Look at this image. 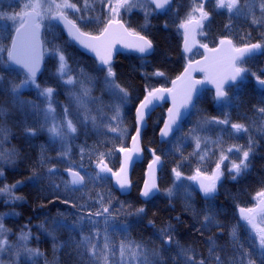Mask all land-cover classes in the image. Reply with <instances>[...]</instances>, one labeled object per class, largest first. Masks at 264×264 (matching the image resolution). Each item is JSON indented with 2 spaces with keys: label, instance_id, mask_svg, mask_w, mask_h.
I'll use <instances>...</instances> for the list:
<instances>
[{
  "label": "snow or ice",
  "instance_id": "obj_1",
  "mask_svg": "<svg viewBox=\"0 0 264 264\" xmlns=\"http://www.w3.org/2000/svg\"><path fill=\"white\" fill-rule=\"evenodd\" d=\"M192 0L191 10L189 14L180 20L172 19L171 23L176 26L177 30H182L181 35L184 41V51L189 52V42L192 44L199 43V47L208 53H223L227 60V71L219 77H214L212 83L215 84L214 101L219 105L227 102L233 97L230 94L241 87V81L245 80L246 73L249 71L243 64L245 58H251L256 53H264V0H260L259 9L260 16L257 19L255 15L254 3L245 0L244 4L240 0ZM139 7L145 13V22L152 13L157 16H168L174 5L172 0H96V6H91L88 0H84L82 6L77 5L73 0H51V3L45 5H32L24 3L19 12L8 15L0 12V20L12 21L13 31L5 24L0 30V93L9 98L12 107L17 108L21 113L27 111H37L39 105L34 101H27L23 98V90L26 88H35L37 94L43 97L47 107L43 110L45 119H51L52 126L47 130L53 137H60L61 149L60 154L64 155L67 148V137L61 135L58 131L59 125L55 123L57 116L56 109L53 107L54 96L58 93V89L63 88L69 93H74L78 85V80L73 75L66 76V69L69 68V49H74V45H79L83 49L89 50L95 54L99 60V67L95 69L98 78H102L103 85L113 98L114 103L97 109L99 123L95 116L86 115L81 118L79 123L80 133L85 137V147L80 149L79 167L87 172L82 161L87 159L94 167L92 173L88 175L87 182L85 175H81L80 171H75L69 165L64 170L72 177L70 182H65L64 195L62 202L69 204L72 208H76L77 224L70 226L63 221H54L55 229L48 231L53 241V260L45 261V264H60L57 251L61 247L70 249L66 252L69 257L68 264H109V256H115L119 251L120 259L113 260V264H125V256L129 257L128 264L132 259H136L137 264H264V175L257 182L260 185L256 192L255 199L257 207H247L236 204L234 212L238 210V218L236 224L230 228L231 244L217 246L216 240L211 239L209 244L208 255L196 254L195 249L186 248L180 244L179 240L174 238L176 229L171 224L167 228H161L156 233V239L160 241L157 248L154 244H148L143 241L137 243L133 240L127 242L121 241L117 246L112 239L116 232L129 233L134 225L132 223H118L117 217L121 214L136 217V223L147 219V205L153 203L154 199L161 193L159 185L152 181H144L143 187L139 191L142 198L140 207L133 208L131 204L127 209L123 203L117 202L113 204L111 193L97 194L95 203L89 204L79 203L75 197L77 193L84 192L90 187L95 188L97 181L102 186L110 184L114 179L115 185L121 192L126 193L131 187L132 182L128 178V172L134 164V155L142 149L138 147L143 135L147 134L149 122L152 113L155 111L157 104L171 97L172 107L168 108V118L164 122L163 128L158 129L162 143L174 145L179 151V145L183 140L190 136L195 140L196 148H200V137L197 135L198 130H202L205 124L216 126H227L235 133H249V128L243 123L230 122L227 115L223 119L212 117L209 120L201 116L194 127L185 133V117L191 121L192 117L200 116L198 91L194 87L196 83L202 81H193L191 72L195 71L193 63L189 61L188 67L185 68L182 75L176 80H172L173 87L164 86L156 87L149 82L150 77L165 78L166 72L163 65L156 67L150 74H145L144 84L137 89L131 84L122 85L120 83L116 67L112 62V56L117 43H123L125 47L132 48L138 53L141 60H146L149 56L156 58L157 48L154 47L153 41L146 35L136 32L131 24L122 15V11L130 13L133 8ZM31 9V10H29ZM219 9H226L229 13L235 10L236 13L247 11L253 17V24H258L262 32V37L257 42H247L238 46L233 39L227 35L218 38V44L213 40V47H209L208 43L196 41L195 37L199 35H208L205 31L204 21L210 20L211 14ZM71 16V18H69ZM231 18V17H230ZM47 21V23H45ZM61 22L64 27L56 40L45 39L41 41V30L44 29L45 37L47 33L55 28L52 22ZM169 23L164 24V28H168ZM226 28L230 27L225 25ZM67 32V38L63 33ZM250 35V34H249ZM136 37V43L128 44L124 37ZM7 40L10 43H4ZM45 44L47 48H45ZM45 52L49 57V61L55 65L54 75L57 77L55 86L43 84L38 81L37 75L41 72L44 64ZM209 57L205 56V60ZM201 64V61H195ZM201 71L206 70L203 66ZM83 73V70H80ZM256 83L260 86L261 96L256 110L264 119V78L251 73ZM187 83L177 92L176 85L179 82ZM157 83H163L157 81ZM71 86V87H69ZM87 95V92L84 93ZM80 101V97H76ZM239 100V97H236ZM102 103V102H101ZM8 109L0 107V117L7 115ZM64 120L67 121V130L70 133H77L78 127L73 125L71 120H67L69 113L68 106L62 107ZM131 119L132 127H125L127 121ZM91 121V127L89 126ZM24 130L28 136H36L40 129L33 128L24 121ZM224 129H221L223 131ZM264 131V128L260 129ZM8 129L0 125V134H6ZM94 132L96 139L94 143L87 145V139ZM134 133V134H133ZM171 137V139H166ZM6 138V136H5ZM78 138V137H77ZM128 140L131 141V147L128 146ZM259 147L256 139L249 134L246 146L233 145L227 149V152H235L240 154L239 162L236 159L230 161V166L224 165L225 160H229L221 150L220 156L215 164V170L211 174L205 173L197 166L192 174L184 175L181 167H173L171 169L175 176L173 188L177 190L183 189L192 195V191L203 193L205 207L202 208L197 216H202L203 221H198L199 228L197 231L203 235L205 232H212L219 228L223 230V225L217 219L220 211L217 210L215 201L218 199V185L225 176V170L233 181L245 179L253 168L254 160ZM87 148V154L86 149ZM151 162L148 164V175L151 176L154 171H162L165 167L162 157L171 154L157 153L155 149H151ZM113 153L122 154V158H116V165L109 167ZM16 153L0 152V177H4V168L8 165L16 163ZM183 153L181 152V158ZM251 157V158H250ZM203 160L204 157L200 156ZM42 162L40 167H44ZM60 176V171L55 165L49 166L44 176H39L35 172L33 177L37 181L47 179L50 186L56 189L60 188V184L56 183V178ZM196 182L197 187L185 182ZM176 182H180L177 184ZM21 181L16 184H4L0 187V193L7 195L6 204H15L22 197L16 196L14 191ZM68 183L74 187L69 188ZM173 188L166 191L168 197L174 195ZM191 189L192 191H189ZM59 198V196H58ZM189 208L191 205H188ZM222 211V210H221ZM259 213V223L256 214ZM7 215V214H5ZM4 216L0 215V264H38L37 258L43 256L38 248L29 247L28 241L31 236L29 229H21L18 241L10 240V229L6 228L3 223ZM178 223L179 217H176ZM243 222V223H241ZM152 224V221H148ZM41 228L44 226L41 225ZM244 228L248 232L247 243L240 240L237 234V228ZM56 229H66L69 232H75L78 239L73 238L70 241L60 244L55 235ZM87 233V234H85ZM38 239V238H37ZM190 253L192 255H190ZM195 256V258H194Z\"/></svg>",
  "mask_w": 264,
  "mask_h": 264
},
{
  "label": "trees",
  "instance_id": "obj_2",
  "mask_svg": "<svg viewBox=\"0 0 264 264\" xmlns=\"http://www.w3.org/2000/svg\"><path fill=\"white\" fill-rule=\"evenodd\" d=\"M77 2L78 7L82 6L84 0H73ZM89 5L96 6V0H88ZM241 4L245 0H240ZM254 3L255 15L257 19L260 16L259 3L260 0H250ZM171 11L168 16L160 17L155 13L149 16L147 23L145 22V13L143 10H134L130 14L124 15L125 19L131 24V27L139 32L141 35H146L153 41L154 47L157 48L156 58L151 56L146 60H141L140 56L128 53L121 54L116 57L113 64L122 85L131 84L137 89L143 86L145 74H150L156 67L163 65V70L166 72L165 78L150 77L149 82L156 87L164 86L170 87L171 81L176 79L184 70L189 61H194L202 56L200 50H196L190 55L183 52V36L182 30H177L176 26L171 23L172 19L179 18L183 20L189 10L191 9V2L187 0H173ZM206 5V8L209 7ZM13 3L11 4V8ZM231 17V18H230ZM71 18V16L69 17ZM253 17L247 11L243 10L241 13H228L225 9H219L211 14L210 20L205 24V31L208 35L203 40L208 43L209 47H213V40L218 44V38L224 35L233 39V42L240 46L247 42H257L262 37L261 29L258 24H253ZM169 23L168 28H164L165 23ZM55 28L47 33L45 37L44 29H42V39L56 40L60 35L62 27L55 21ZM225 25L230 27L226 28ZM1 30V29H0ZM250 34V35H249ZM63 36L67 38L65 32ZM75 50L69 49V68L68 75H73L78 80V85L74 93H69L63 88L58 89V93L54 96V104H61L68 106L69 115L67 120H71L74 126L78 127L77 133H70L69 144H67L64 155L60 154L61 142L53 137L43 128L40 112V97L33 92L23 91V98L27 101H34L39 105L37 111H27L21 113L17 108L12 107L9 98L0 93V107L8 109L7 115L0 117V125L8 129L6 134H0V152L16 153V163L8 165L4 168V177L0 178L1 185L16 184L14 194L22 197L21 200L15 204H9L10 207L0 204V214L4 216L3 223L6 228L10 229L11 234H16L24 229L25 226L30 230V245L38 248L43 253L41 258H49L53 260V241L44 229L52 231L55 229L54 221H63L64 223L75 226L77 224L76 208H72L69 204L63 203L65 182H69L64 175V169L69 165L74 169H80V149L85 147V137L80 133L79 123L81 118L86 115L95 116L97 123H99V116L97 109L104 107L107 111V106L114 103L113 98L103 85L102 78L97 77L95 69L99 67L97 60L89 55L82 53L74 45ZM45 48L47 45L45 44ZM243 66L248 69L249 75L246 79L241 81L240 89L236 90L232 95V99L227 102L217 104L214 101L215 92L212 90H205L198 98L200 116L192 117L191 121H186L185 133L195 126L196 122L201 119V116L211 120L212 117L223 119L225 115L228 116L230 122L243 123L245 127L249 128V133H235L227 126H216L212 124H205L202 130H198L197 135L200 139V148H196L195 140L190 136L186 137L179 145V151L174 145L162 143L159 140V131L166 118L167 105L160 107L151 117L147 134L143 136L144 161L138 164L133 172L132 182L133 189L130 195L122 197L118 191L112 186V181L108 185L102 186L100 181H97L96 187L77 193L75 199L79 203H95L97 194L111 193L113 197V204L117 202L123 203L127 209L131 204L133 208L144 206L140 204L141 197L139 191L142 187L145 178L146 167L151 161L150 150L155 149L158 154L161 152L168 153L171 149V154L162 157L165 167L160 174V189L161 193L154 199L153 203L146 206L148 209L147 219L136 223V217L125 216L121 214L117 217L118 223H132L133 229L129 233L116 232L112 239L118 246L123 240L136 241L137 243L143 241L148 244H154L157 248L160 246V241L156 239V233L161 228H167L169 224L172 225L176 232L174 238L179 240L180 244L186 248L195 249L196 254L208 255L209 244L211 239H215L217 246L228 245L229 250L231 244L230 228L236 224L238 218V210L234 212L236 204L241 206H251L253 204V197L259 190L260 185L257 183L262 175H264V119L261 118L260 113L256 110L260 105L261 90L256 86L255 79L250 76L251 73L264 78V53H259L251 58L245 60ZM52 65L49 60L45 62L44 72L38 80L43 84L55 86L57 84L56 75L47 73V69ZM83 70L81 73L80 70ZM47 77V78H46ZM55 78V79H52ZM66 79V78H65ZM162 81L163 83H157ZM71 87V86H69ZM85 91L87 95H85ZM73 94L80 97V107L82 111L79 112L76 107L72 108L71 101ZM239 97V100L236 97ZM102 102V103H101ZM54 108L56 106L54 105ZM70 117V118H69ZM33 128L40 129L36 136H28L24 130V121ZM91 127V121H89ZM125 127L131 129V119L127 121ZM221 129H224L221 131ZM134 134V133H133ZM251 134L259 144L257 148V155L254 160V165L250 174L243 180L233 181L229 178H223L218 185V199L215 201L217 210L220 211L217 219L223 225V230L216 228L212 232H205L201 235L198 221H203L202 216H197V213L206 205L203 196L198 191H192L189 196L187 192L180 189L172 197L166 195L169 188H173L175 176L171 169L181 167L184 175L192 174L193 170L199 166L205 173L210 174L215 170V164L220 156L221 150L226 151L233 145L246 146ZM6 136V138H5ZM78 137V138H77ZM96 139L94 132L89 135L87 145L91 146ZM128 140V146L130 144ZM86 154H87V148ZM181 152L183 157L181 158ZM119 153H113L109 159V167L116 165V158L120 156ZM200 156L204 159L201 160ZM251 158V157H250ZM44 162L45 166L40 167ZM87 172H84L88 177L92 173L94 164L85 159L82 161ZM55 165L60 171V176L56 178V183L60 184V188L51 187L47 179L37 181L33 177L35 172L39 176H44L47 173L48 167ZM188 184V183H186ZM68 187L72 186L68 183ZM192 188H194L192 186ZM173 190H176L173 188ZM59 196V198H58ZM191 205L189 208L188 205ZM6 209V210H5ZM222 210V211H221ZM7 214V215H5ZM176 217L180 218L183 223H178ZM151 220L152 224L148 221ZM243 223V222H241ZM44 227L41 228L40 226ZM87 234V233H85ZM237 234L240 240L247 243L248 232L244 228H237ZM55 235L60 244L70 241L73 238L78 239L75 232H69L66 229H56ZM38 238V239H37ZM70 249L61 247L57 251L60 264H68L69 257L66 252ZM190 255H192L190 253ZM195 258V256H194ZM119 251L115 256H109V264H113V260H119ZM125 264H128L129 257L125 256ZM131 264H137L136 259L131 260Z\"/></svg>",
  "mask_w": 264,
  "mask_h": 264
},
{
  "label": "water",
  "instance_id": "obj_3",
  "mask_svg": "<svg viewBox=\"0 0 264 264\" xmlns=\"http://www.w3.org/2000/svg\"><path fill=\"white\" fill-rule=\"evenodd\" d=\"M173 2V0H172ZM62 27H64L63 23L61 22H58ZM67 34V32H65ZM196 39V37H195ZM124 40L126 43L128 44H133V43H136V37L134 36H126L124 37ZM41 41L43 42V39H42V31H41ZM197 41V39H196ZM78 50H80L82 53L86 54V55H89L93 58H95L99 64V60L95 57V54L92 53L91 51L89 50H86V49H83L81 46L79 45H75ZM189 46H190V51L189 52H185L184 51V42H183V51L186 53V54H190L192 53L194 50L196 49H200L202 52H203V56L201 58H199L198 60L201 61V64H196L195 61H192L193 63V67L195 68V71H192L191 72V78L193 81H202L203 83H196L194 84V87L197 89L198 91V98L202 95V93L205 91V90H212L215 92V84L212 83V79L214 77H219L220 75H222L223 73H225L227 71V60L226 58L224 57L223 53H220V54H216V53H208V52H205L204 49L200 48L199 47V43H196V44H192L191 41L189 42ZM128 53H133V54H136L138 56H141L143 54L141 53H138L137 51H135L134 49L132 48H127L124 46L123 43H117L115 45V51H114V54L112 56V62H114V60L116 59V57L118 55H121V54H128ZM259 53V52H258ZM256 53V54H258ZM254 54V55H256ZM205 56H208L209 59L208 60H205ZM150 57V56H149ZM247 59V57L245 58ZM44 64H45V56H44ZM44 64L42 65V68H41V72L38 73L37 75V79H40L42 74H43V71H44ZM204 67L206 70L204 71H201V67ZM188 67V64L185 66V68ZM184 68V70H185ZM184 70L182 71V73L184 72ZM182 73L180 75H182ZM179 75V76H180ZM204 76V77H202ZM177 79V78H176ZM174 79V80H176ZM187 83V80L186 81H183V82H179L177 85H176V89H177V92H179V90L184 87ZM256 83V81H255ZM256 86L260 89V86L256 83ZM173 87L172 83L170 85V87L168 88H171ZM261 90V89H260ZM163 105H167L168 108L172 107V100H171V97H167L165 100L163 101H160L157 106H156V109L155 111L152 113V116L153 114L160 108L162 107ZM168 110V109H167ZM151 116V117H152ZM168 118V112H166V118L164 120V122L167 120ZM188 120L187 116L185 117V122ZM164 125V123H163ZM163 125L161 128H163ZM143 133H142V139L141 141L139 142V145L138 147L140 149H142V151L136 153L133 157L134 159V164L132 166V168L129 170L128 172V178L131 180L132 182V177H133V172H134V169L135 167L142 163L143 160H144V149H143ZM166 139H171V137H168ZM159 140L160 142H162L161 140V137H160V134H159ZM131 142L129 144V147H131ZM150 155H151V151H150ZM120 157L122 158V154L120 155ZM151 162V161H150ZM149 162V163H150ZM148 163V164H149ZM148 166V165H147ZM160 174H161V171L160 170H156L153 172V174L151 176L148 175V167H146V172H145V178H144V181H149L150 183L152 181H155L159 187H160ZM64 175L66 176V178L68 179V181L70 182L72 177L70 176V174L67 172V171H64ZM144 183V182H143ZM71 185V184H70ZM192 185L194 186V188L197 187L196 185V182H192ZM72 187H74L73 185H71ZM112 186L113 188L118 191L120 193L121 196H128L130 195V193L132 192V189H133V182H132V187L126 192H121L119 189H118V186L115 185V180L113 179L112 180ZM142 187H143V184H142ZM141 187V188H142ZM202 193V192H201ZM142 199V198H141Z\"/></svg>",
  "mask_w": 264,
  "mask_h": 264
},
{
  "label": "rangeland",
  "instance_id": "obj_4",
  "mask_svg": "<svg viewBox=\"0 0 264 264\" xmlns=\"http://www.w3.org/2000/svg\"><path fill=\"white\" fill-rule=\"evenodd\" d=\"M181 1V0H180ZM190 2H191V4H192V0H189ZM211 1V0H210ZM61 2V0H57V3H60ZM140 2H143V0H140ZM187 2V0H185V3ZM13 3V5H12V7L13 8H11L10 6H11V4ZM24 3H29V4H32V5H36V4H43V5H45V10H46V6H47V4H49V3H51V0H0V12H3V13H7L8 15H13V14H15V13H17V12H19L20 11V9L23 7V4ZM29 10H31V9H29ZM134 10H141V8H139V7H136V8H133L132 10H131V12L132 11H134ZM191 10V9H190ZM190 10H189V12H190ZM226 10V9H225ZM227 11V10H226ZM130 12V13H131ZM189 12L187 13V15L189 14ZM235 12V10H233V12L232 13H234ZM125 13L126 14H130V13H127V12H124V11H122V15H125ZM229 13V12H228ZM232 13H230V14H232ZM208 20H206V21H204L203 23H204V25L206 24V22H207ZM56 22V21H55ZM12 21H3V20H0V29L2 30L3 28H4V26H5V24H7L8 26H9V28L13 31V33H14V28H12ZM45 23H47V21L45 22ZM58 23V22H57ZM59 24V23H58ZM60 25V24H59ZM61 26V25H60ZM62 27V26H61ZM62 29H63V27H62ZM42 31V30H41ZM66 34V33H65ZM67 35V34H66ZM43 36V35H42ZM196 39H197V41L198 42H202V43H204L203 42V40L205 39V36H203V35H199V34H197L196 35ZM4 43H10L9 41H7V40H5L4 41ZM195 52V51H194ZM259 54V53H258ZM47 59L49 60V57H48V55H47V53L45 52V62L47 61ZM248 59V58H247ZM246 60V59H245ZM49 63H51L50 61H49ZM51 65H52V67L51 68H48L47 69V73L49 72V74H51V75H54V70H55V65L53 64V63H51ZM66 71V76H65V78H67V75H68V68L65 70ZM44 72V71H43ZM68 72V73H67ZM43 75V74H42ZM246 75H249V73H246ZM250 76H252L251 74H250ZM253 77V76H252ZM47 78V77H46ZM254 78V77H253ZM52 79H55V78H52ZM57 81V80H56ZM23 91H31V92H33V93H36L37 94V91H36V89L35 88H26V89H24ZM38 95V94H37ZM39 96V95H38ZM40 97V112H41V120H42V124H43V128H44V130H46L47 132H48V128L49 127H51L52 126V121H51V119H45V115H44V109L47 107V105L44 103V100H43V97H41V96H39ZM54 105L56 106V113H55V115L57 116V120L55 121V123L57 124V125H59V128H58V131L61 133V135H63V136H66L67 137V144H69V138H70V135H68V130H67V121L66 120H64V118H63V113H62V105L61 104H54L53 103V107H54ZM71 106H72V108H74V107H76L77 109H78V111L79 112H81L82 111V113H83V110H81V108L80 107H83V105H81L80 104V102L79 101H77V99H76V96L73 94V97H72V101H71ZM69 115V114H68ZM68 118V117H67ZM70 118V117H69ZM69 120V119H68ZM49 133V132H48ZM60 142H61V140H60V137L59 136H57L56 137ZM225 155H228V157H229V160H225L224 161V165H228V166H230V161L232 160V159H236L237 160V162H239V158H240V154H238V153H236L235 152V149H233V152H231V153H229V152H227L226 151V154ZM73 169V168H72ZM73 170H75V171H80L81 172V175H85L84 174V172L83 171H81V170H79V169H73ZM213 172H214V170H213ZM212 173V172H211ZM210 173V174H211ZM86 177V176H85ZM229 178L230 179V177L228 176V174H227V172H226V170H225V176H224V178ZM1 178V177H0ZM222 180H223V178H222ZM221 180V181H222ZM86 182H87V177H86ZM177 184H179L180 182H176ZM185 183H188V184H190V185H192V181H187V182H185ZM3 185H1V183H0V187H2ZM176 189V188H175ZM177 189L176 190H173V192H174V194L175 193H177ZM198 191V190H197ZM199 192V191H198ZM202 196H203V193H201V192H199ZM122 197H127V196H122ZM7 199V195L6 194H4V193H0V204L1 203H3V205L4 206H6V209H7V207H10L9 206V204H6L5 203V200ZM249 207H257V201L254 199V201H253V204L251 205V206H249ZM5 209V210H6ZM1 215V214H0ZM256 218H257V222L259 223V213H257L256 214ZM19 234H20V232H18V233H16V234H11V231H10V240L11 241H13V242H19L18 241V237H19ZM29 241H30V239H29ZM28 241V245H29V247H32V248H35V247H33L32 245H30V242ZM49 258H41V257H38L37 258V262H38V264H45V261L47 260L48 262H51V260H48Z\"/></svg>",
  "mask_w": 264,
  "mask_h": 264
},
{
  "label": "flooded vegetation",
  "instance_id": "obj_5",
  "mask_svg": "<svg viewBox=\"0 0 264 264\" xmlns=\"http://www.w3.org/2000/svg\"><path fill=\"white\" fill-rule=\"evenodd\" d=\"M183 42H184V41H183ZM183 52H184V51H183ZM184 53H185V52H184ZM192 53H193V52H192ZM192 53H191V54H192ZM185 54H186V53H185ZM186 55H188V54H186ZM189 55H190V54H189Z\"/></svg>",
  "mask_w": 264,
  "mask_h": 264
}]
</instances>
